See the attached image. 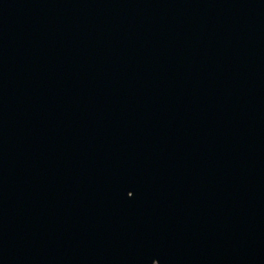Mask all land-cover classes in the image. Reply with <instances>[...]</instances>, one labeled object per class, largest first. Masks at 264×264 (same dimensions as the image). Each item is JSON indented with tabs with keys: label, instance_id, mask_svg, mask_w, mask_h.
I'll list each match as a JSON object with an SVG mask.
<instances>
[{
	"label": "water",
	"instance_id": "1",
	"mask_svg": "<svg viewBox=\"0 0 264 264\" xmlns=\"http://www.w3.org/2000/svg\"><path fill=\"white\" fill-rule=\"evenodd\" d=\"M0 264H264V0H0Z\"/></svg>",
	"mask_w": 264,
	"mask_h": 264
},
{
	"label": "snow or ice",
	"instance_id": "2",
	"mask_svg": "<svg viewBox=\"0 0 264 264\" xmlns=\"http://www.w3.org/2000/svg\"><path fill=\"white\" fill-rule=\"evenodd\" d=\"M129 193H131V192H129ZM129 193H128V195H129ZM132 194V193H131Z\"/></svg>",
	"mask_w": 264,
	"mask_h": 264
}]
</instances>
